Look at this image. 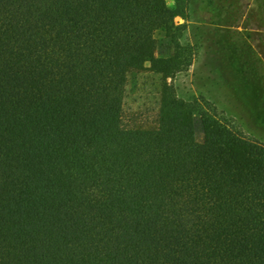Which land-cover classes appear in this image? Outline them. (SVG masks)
<instances>
[{"label": "trees", "instance_id": "obj_1", "mask_svg": "<svg viewBox=\"0 0 264 264\" xmlns=\"http://www.w3.org/2000/svg\"><path fill=\"white\" fill-rule=\"evenodd\" d=\"M202 3L225 67L257 57L264 80V0ZM188 11L0 0V264H264V142L167 81L192 64ZM145 69L163 75L157 129L126 138L128 75Z\"/></svg>", "mask_w": 264, "mask_h": 264}, {"label": "rangeland", "instance_id": "obj_2", "mask_svg": "<svg viewBox=\"0 0 264 264\" xmlns=\"http://www.w3.org/2000/svg\"><path fill=\"white\" fill-rule=\"evenodd\" d=\"M176 21L187 23L181 42L192 48V64L187 70L171 71L167 81L174 84L179 97L208 101L249 137L264 142V80L257 68L259 59L254 58L251 74L225 67L218 54L211 13L203 8L202 0H189L188 19L178 16ZM155 36L157 55L169 56L173 50L170 39L162 30L156 31ZM162 83L161 73L149 69L129 72L123 113L126 138L145 140L155 134ZM195 119L196 138L201 141V118L197 115Z\"/></svg>", "mask_w": 264, "mask_h": 264}]
</instances>
